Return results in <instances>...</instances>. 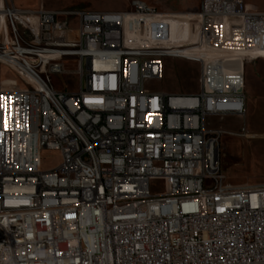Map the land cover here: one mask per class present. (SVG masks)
<instances>
[{"label": "built area", "instance_id": "1", "mask_svg": "<svg viewBox=\"0 0 264 264\" xmlns=\"http://www.w3.org/2000/svg\"><path fill=\"white\" fill-rule=\"evenodd\" d=\"M0 3V264H264V185L225 183L227 132L212 127L243 115L234 58L264 59V12L200 0L185 14L195 42L167 46L176 16L142 0L75 13ZM132 18L156 40L125 44ZM164 59L199 65L197 94L148 88ZM67 60L73 92L52 81ZM2 68L19 87L2 88Z\"/></svg>", "mask_w": 264, "mask_h": 264}, {"label": "rangeland", "instance_id": "2", "mask_svg": "<svg viewBox=\"0 0 264 264\" xmlns=\"http://www.w3.org/2000/svg\"><path fill=\"white\" fill-rule=\"evenodd\" d=\"M15 5L35 11L42 7L44 10L54 12L79 11H118L125 9L129 0H5ZM146 3L155 6L150 0ZM170 4L179 3L182 8L191 7L193 10L199 6L200 0H162ZM1 2V0H0ZM197 2V3H196ZM245 5L259 12H264V0H244ZM190 11V10H189ZM173 14V13H172ZM169 25V39L163 42L167 46L191 45L196 40V20L182 13H175ZM187 17L189 20L186 23ZM187 24L186 29L184 24ZM136 21L131 19L125 28V44L130 41H140L147 44L156 40L155 35L139 34L135 30ZM0 23V29H3ZM74 27V24H71ZM188 37L184 40L183 31ZM151 33L158 35L159 29ZM190 34V37H189ZM182 40V41H181ZM182 49H192L186 47ZM162 80L148 86L150 90L170 94L195 95L199 91V65L180 59L163 60ZM66 73L53 76V86L58 91L73 92L77 88V78L73 74L76 62L67 60L64 64ZM245 106L241 118H228L215 122L212 127L221 128L227 132L220 141V166L224 181L231 186H261L264 185V59L245 63L243 68ZM2 88L8 85L19 87L17 79L4 68L1 69ZM243 129V133L240 130ZM44 166H51L57 162V155L42 153ZM163 181H154L153 185L161 186Z\"/></svg>", "mask_w": 264, "mask_h": 264}, {"label": "crops", "instance_id": "3", "mask_svg": "<svg viewBox=\"0 0 264 264\" xmlns=\"http://www.w3.org/2000/svg\"><path fill=\"white\" fill-rule=\"evenodd\" d=\"M142 1H144V0H142ZM154 5H156V7L155 6H153V7H155L158 11H161V12H164V13H173V14H175V13H182V14H193V13H195L196 11H191V10H193L194 9V7L196 6V4L194 5V6H191V7H186V8H182L181 6H180V4L179 3H176V4H170V3H168V2H164V1H162V0H150ZM145 2V1H144ZM12 3V2H11ZM146 3V2H145ZM197 3V2H196ZM16 8H19V9H23V8H21V7H19V6H17V5H15L14 3H12ZM146 4H148V3H146ZM148 5H150V4H148ZM127 6H128V2H127V5H126V7H125V9L127 8ZM150 6H152V5H150ZM125 9H123V10H125ZM26 10V9H25ZM123 10H118V11H96V12H121V11H123ZM190 10V11H189ZM197 10V9H196Z\"/></svg>", "mask_w": 264, "mask_h": 264}, {"label": "bare ground", "instance_id": "4", "mask_svg": "<svg viewBox=\"0 0 264 264\" xmlns=\"http://www.w3.org/2000/svg\"><path fill=\"white\" fill-rule=\"evenodd\" d=\"M1 1H2V0H1ZM0 4H1V3H0ZM0 23L3 24L2 21H0ZM0 30H1V29H0ZM179 51H180V52L182 53V55H184V56H189V55L200 56L198 50H196V49H194L195 53H194V52L192 53V49H182V50H179ZM241 66H242V69H243V68H244V64H241V58H240L239 56H238V57H235V58H234V67H235L236 69H234V70H238V69H240Z\"/></svg>", "mask_w": 264, "mask_h": 264}]
</instances>
